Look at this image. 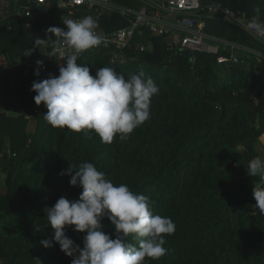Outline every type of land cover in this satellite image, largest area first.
<instances>
[{"label":"trees","instance_id":"trees-1","mask_svg":"<svg viewBox=\"0 0 264 264\" xmlns=\"http://www.w3.org/2000/svg\"><path fill=\"white\" fill-rule=\"evenodd\" d=\"M201 1L205 8L221 3L249 20L259 8L264 21V0ZM113 2L133 9L144 5L140 0ZM69 9L76 18L87 16L52 0L36 14L32 29L15 19L1 23L0 58L13 66L22 57L38 56L41 47L26 56L35 38L46 39L51 26L66 30L62 18H69ZM206 22L213 44L232 42L264 60L263 40L220 19ZM99 25L111 33L128 22L113 13ZM166 40L147 34L117 57L104 44L78 54L77 64L87 66L93 76L101 67H113L125 77L144 71L159 88L150 119L110 144L93 130L55 128L44 119L47 108L36 105L31 88L37 80L58 76L59 69L49 66L37 77L36 69L25 75L20 68L2 70L0 65V144L5 152L0 166V176H5L0 177V264H71L58 244L44 248L40 241L54 234L44 209L61 197L79 199L83 189L72 186L70 176L61 172L82 162L93 163L114 184L149 197L153 213L174 222L175 232L165 237L166 254L145 264H264V214L253 197L254 187L264 181L246 170L254 157L264 159V67L244 51L237 62L224 64L217 57L195 54L193 65L190 52L171 56ZM139 45L147 50H137ZM221 55L228 53L222 50ZM31 120L36 123L33 131ZM102 224L115 239L107 216ZM65 232L83 248L85 233L74 226ZM126 239L138 246L135 236Z\"/></svg>","mask_w":264,"mask_h":264},{"label":"clouds","instance_id":"clouds-1","mask_svg":"<svg viewBox=\"0 0 264 264\" xmlns=\"http://www.w3.org/2000/svg\"><path fill=\"white\" fill-rule=\"evenodd\" d=\"M256 12L247 27L264 34L260 9ZM62 23L66 30L49 27L47 33L54 34L55 39L35 38L30 54H26L30 56L34 48L47 46L51 40L52 52L60 53V60L66 58L58 76L33 82L36 105L47 108L44 119L55 128L93 130L109 144L117 135L126 138L150 119L152 97L159 93L156 82L144 71L125 77L113 67L98 68L93 76L77 60L79 53L104 43L96 31L98 22L86 16L79 20L63 17ZM36 63L35 75L39 77L44 62ZM246 170L250 177L264 181V159L254 157ZM61 175H69L70 184L83 191L78 200L61 197L44 209L47 223L54 229L51 239L40 241L44 248L54 247L55 242L72 258L71 264H145L146 259L166 254L165 237L173 234L176 226L170 217L153 213L149 197L135 193L126 184H114L91 162L70 164ZM253 197L264 214V186L254 187ZM105 216L115 228V239L103 230ZM72 226L76 232L85 233L83 248L66 236L65 229ZM129 236L138 239V246L127 241Z\"/></svg>","mask_w":264,"mask_h":264},{"label":"built area","instance_id":"built-area-1","mask_svg":"<svg viewBox=\"0 0 264 264\" xmlns=\"http://www.w3.org/2000/svg\"><path fill=\"white\" fill-rule=\"evenodd\" d=\"M52 0H0V4H5L4 17L0 24L9 19H15L23 24L26 29H32L35 23L36 14L43 12L50 5ZM60 3L70 7L79 8L83 15L93 17L99 25V21L105 16L113 13H119L120 16L128 22L126 28L107 32L99 25L97 34L104 41L105 47L111 54L117 57L121 51L132 46L137 38H146L147 34L154 37H165L167 51L171 56H179L184 52L192 53V64L197 63L195 54H205L217 57L218 64H224L230 61H238L239 52H253L250 49L243 48L232 42H220L213 44L211 38L206 32V21L208 19H220L226 23L234 25L250 36L263 40L264 34H256L247 27L250 21L244 13L229 9L221 3H213L205 8L201 0H141L143 6L139 9L126 7L122 4H116L113 0H58ZM16 11L13 12L12 6ZM107 10V12H106ZM175 16V21L168 20L165 16ZM69 18L79 20L74 13L70 12ZM11 29L10 27L8 28ZM51 36L47 35V38ZM52 39H55L52 37ZM149 47H152L150 44ZM139 51L147 50L146 46L139 45ZM227 51L228 55H221V51ZM54 55L49 57L47 55ZM67 54V53H66ZM259 54V53H257ZM261 55V54H259ZM263 57V55H261ZM42 60L44 66L40 68V74L47 73L49 66L55 70L66 62L60 60V53H53L51 40L47 46H41L40 54L34 58L22 57L18 59L13 66H6L2 70L22 69L25 75H29L32 69L38 68L37 61ZM38 112V110H37ZM5 157V152L0 144V166Z\"/></svg>","mask_w":264,"mask_h":264},{"label":"rangeland","instance_id":"rangeland-1","mask_svg":"<svg viewBox=\"0 0 264 264\" xmlns=\"http://www.w3.org/2000/svg\"><path fill=\"white\" fill-rule=\"evenodd\" d=\"M12 6V5H11ZM12 8V10H13V12L14 11H16V9H14V6H12L11 7ZM69 11V13L68 14H70V12H71V9H69L68 10ZM106 12H107V10H106ZM168 20H173V21H175V16H172V15H166L165 16ZM252 54H254V60H255V62L256 63H258V64H260L262 67H264V60H263V57L261 56V55H259V54H257V53H254V52H252ZM64 63H66V62H63V64ZM0 65L2 66V65H8V62H7V60H6V58L3 56V57H1L0 58ZM31 125H30V127H29V129L31 130V131H33L34 130V128L36 127V123H35V121H33V120H31ZM263 154H264V152H263ZM2 179L3 178H5V176L4 175H2V176H0ZM0 181H2L1 179H0ZM2 185V184H1Z\"/></svg>","mask_w":264,"mask_h":264},{"label":"water","instance_id":"water-1","mask_svg":"<svg viewBox=\"0 0 264 264\" xmlns=\"http://www.w3.org/2000/svg\"><path fill=\"white\" fill-rule=\"evenodd\" d=\"M4 8H5V4H0L1 18L4 17Z\"/></svg>","mask_w":264,"mask_h":264},{"label":"crops","instance_id":"crops-1","mask_svg":"<svg viewBox=\"0 0 264 264\" xmlns=\"http://www.w3.org/2000/svg\"><path fill=\"white\" fill-rule=\"evenodd\" d=\"M141 1V0H140ZM213 41H215V40H213ZM6 66H8V65H6ZM5 65H2V68H4V67H6ZM1 184H3V181H0V186H1ZM0 188H2V187H0ZM2 189H0V191H1Z\"/></svg>","mask_w":264,"mask_h":264}]
</instances>
